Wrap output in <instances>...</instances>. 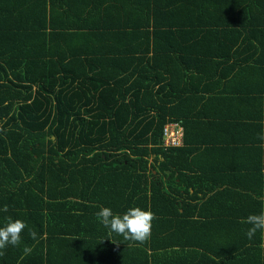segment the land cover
<instances>
[{
	"label": "trees",
	"instance_id": "16d2710c",
	"mask_svg": "<svg viewBox=\"0 0 264 264\" xmlns=\"http://www.w3.org/2000/svg\"><path fill=\"white\" fill-rule=\"evenodd\" d=\"M238 1L242 17L226 29L213 21L222 11L212 0H112L77 27L72 21L82 18L55 20L32 0H0V209L8 207L0 227L9 217L27 225L0 264H264V232L247 238L249 214L230 210L214 190L222 173L193 158L199 137L191 127L204 111L196 82L178 78L166 100L158 91L147 103L117 80L140 84L163 50L150 40L152 25L179 35L223 25L211 32L216 54L240 67L232 81L261 73L248 106H262L264 0ZM179 119L182 144L166 147L164 129ZM105 207L153 212L150 241L103 227L96 213ZM25 245L34 248L28 256Z\"/></svg>",
	"mask_w": 264,
	"mask_h": 264
},
{
	"label": "crops",
	"instance_id": "0c3cea01",
	"mask_svg": "<svg viewBox=\"0 0 264 264\" xmlns=\"http://www.w3.org/2000/svg\"><path fill=\"white\" fill-rule=\"evenodd\" d=\"M32 1L44 9L42 10L44 14L47 11V16H53L55 20L57 18L65 22L67 18H82L72 21L76 27L81 25L83 20L87 22L88 19L98 17L97 11L102 7L101 4L112 2V0ZM135 1L123 0L124 3L132 5ZM209 6L222 11L221 21L215 18L213 21L224 23L226 29L228 25L238 24L244 10L238 0H212ZM198 28L185 29V33L179 35V28L169 29L168 26L155 28L152 25L153 35L150 40L160 43L163 50L151 57V67L144 71L140 84L135 79L124 81L118 77L117 80L127 88L141 90L144 95L143 101L147 103L155 101V93L158 91L161 100H166L167 90L179 89L178 78L183 81L184 78L195 81L197 88L193 92V97L204 111L200 121L198 123L194 121L191 127V132L199 137V144L196 145L199 158L196 155L193 158L199 163L214 165L213 170L222 173L220 179L224 178L225 181L214 182V190L223 192L220 196L223 202L230 200L228 205L231 207L230 210L235 208L239 215H258L260 214L259 206L256 205L258 201H261V212H264V140L259 139L264 134V99L262 106L259 107L256 104L248 106V103L254 102L250 97L256 98L255 92L261 87L258 81L261 73L245 79L240 76L232 81L231 74L239 71L240 67L232 68L234 64L226 63L225 54L217 55L212 43L211 32L223 33V25L202 32H197ZM156 34H159L158 37ZM203 43H208L210 47L200 48L199 45ZM212 64L214 67H210ZM242 84L243 87L238 88ZM244 86H249L251 93H248ZM185 96L186 94L184 96L182 94L180 101ZM172 123H178L181 127L183 125L182 119ZM261 191L263 195H260ZM207 193L210 192L207 190ZM198 196L201 197V194ZM244 220L246 221V218Z\"/></svg>",
	"mask_w": 264,
	"mask_h": 264
},
{
	"label": "clouds",
	"instance_id": "9594fccd",
	"mask_svg": "<svg viewBox=\"0 0 264 264\" xmlns=\"http://www.w3.org/2000/svg\"><path fill=\"white\" fill-rule=\"evenodd\" d=\"M259 139L264 140V134ZM0 211L7 212L8 207L5 205ZM98 222L110 232L122 236L125 240L143 245L150 241L152 235L153 221L157 219L155 214L150 210H142L139 207L128 209L123 215L114 214L110 208H102L96 213ZM247 224L251 225L246 232V236L251 240L257 231L264 232V212L260 214H251L246 218ZM27 225L25 222L11 217L7 223L0 227V257L6 255L8 247H19L22 243V234ZM33 241L38 240L35 231H29ZM34 251L32 246L25 245L23 254L30 255Z\"/></svg>",
	"mask_w": 264,
	"mask_h": 264
},
{
	"label": "built area",
	"instance_id": "2783aa9c",
	"mask_svg": "<svg viewBox=\"0 0 264 264\" xmlns=\"http://www.w3.org/2000/svg\"><path fill=\"white\" fill-rule=\"evenodd\" d=\"M184 136V130L178 123H170L164 129L165 146H180Z\"/></svg>",
	"mask_w": 264,
	"mask_h": 264
}]
</instances>
